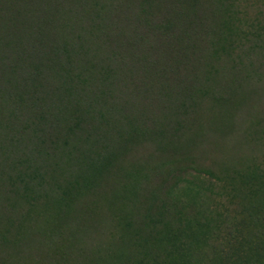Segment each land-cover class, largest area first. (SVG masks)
<instances>
[{
  "label": "trees",
  "instance_id": "obj_1",
  "mask_svg": "<svg viewBox=\"0 0 264 264\" xmlns=\"http://www.w3.org/2000/svg\"><path fill=\"white\" fill-rule=\"evenodd\" d=\"M229 5L0 0V264H207L198 263L200 248L168 250L181 221L185 243L193 228L202 232L172 200L125 196L104 208L90 199L104 195L105 172H120L132 144L235 87L244 72L227 78L235 68ZM107 212L110 228L86 243L85 230L100 227L88 219ZM37 219L47 225L30 230ZM254 223L264 244V218ZM39 232L47 241L26 245ZM251 255L264 264V251Z\"/></svg>",
  "mask_w": 264,
  "mask_h": 264
},
{
  "label": "rangeland",
  "instance_id": "obj_2",
  "mask_svg": "<svg viewBox=\"0 0 264 264\" xmlns=\"http://www.w3.org/2000/svg\"><path fill=\"white\" fill-rule=\"evenodd\" d=\"M227 1L235 62L233 77L227 78L233 81L244 72L235 87L227 95L196 101L192 113L168 125L162 135L132 144L120 159V172H105L104 195L90 200H100L104 208L125 196L172 200L183 218L200 220L202 232L193 228V239L185 243L182 233L190 231L181 221L180 228L170 231L168 250L175 244L187 256L200 248L198 263L252 264V252L264 251L262 238H254V222L264 218V0ZM100 216L88 219L87 224L99 220L100 227L95 223L85 230L86 243L110 228V213L102 220ZM41 225L47 224L33 220L29 229ZM24 234L19 241L25 242ZM31 234L26 236L28 246L47 241L41 232Z\"/></svg>",
  "mask_w": 264,
  "mask_h": 264
}]
</instances>
